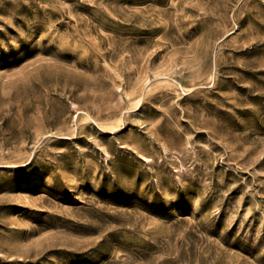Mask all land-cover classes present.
<instances>
[{
  "label": "rangeland",
  "instance_id": "374dc122",
  "mask_svg": "<svg viewBox=\"0 0 264 264\" xmlns=\"http://www.w3.org/2000/svg\"><path fill=\"white\" fill-rule=\"evenodd\" d=\"M0 264H264V0H0Z\"/></svg>",
  "mask_w": 264,
  "mask_h": 264
}]
</instances>
